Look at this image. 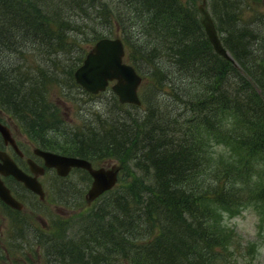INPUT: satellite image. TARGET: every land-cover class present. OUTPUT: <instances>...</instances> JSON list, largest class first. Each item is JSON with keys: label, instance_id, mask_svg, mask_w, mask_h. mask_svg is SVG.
<instances>
[{"label": "trees", "instance_id": "obj_1", "mask_svg": "<svg viewBox=\"0 0 264 264\" xmlns=\"http://www.w3.org/2000/svg\"><path fill=\"white\" fill-rule=\"evenodd\" d=\"M231 1L213 0L220 32L224 17L244 22L239 2ZM198 4L0 0V105L31 122L24 125L28 131L59 130L69 153L132 168L133 182L112 188L121 192L105 191L104 205L86 211L80 228L65 236L73 239L75 264H106L112 254L118 259L110 264H237L257 250V242L244 244L227 219L251 209L260 230L264 225V56L253 54L248 40L254 34L245 26L218 31L237 64L215 53ZM135 17L142 23H134ZM105 35L122 38L126 59L143 75L149 95L144 112L127 118L114 110L107 118L97 114L96 131L87 123L53 125L58 115L48 104L51 84L79 86L73 72L85 51L82 42ZM74 49L75 63L63 61L60 54ZM144 177L147 184H138ZM135 211L148 225L143 239ZM128 224L138 226L119 229ZM88 225L96 235L85 231ZM112 232L124 237L115 240Z\"/></svg>", "mask_w": 264, "mask_h": 264}, {"label": "flooded vegetation", "instance_id": "obj_2", "mask_svg": "<svg viewBox=\"0 0 264 264\" xmlns=\"http://www.w3.org/2000/svg\"><path fill=\"white\" fill-rule=\"evenodd\" d=\"M0 123L7 127L4 130L6 135L0 128V181L20 202V207H16L0 196V233L5 232L7 235L4 238L0 236V264H54V248L63 244L67 248L66 259H71L73 239L64 237L72 230L75 212L70 207L73 206L74 196L71 174L74 171L84 172L90 187L92 177L89 171L80 166H67L66 173L61 174L57 165L46 162L43 154L44 150L56 152L52 147L39 142L27 129H21L13 116L3 110L0 112ZM9 161H13L27 174L35 175L42 193L30 189L12 173H5ZM87 190L85 193L81 190L79 195L91 205L95 199L87 200ZM58 200H62L63 204L57 203Z\"/></svg>", "mask_w": 264, "mask_h": 264}, {"label": "rangeland", "instance_id": "obj_3", "mask_svg": "<svg viewBox=\"0 0 264 264\" xmlns=\"http://www.w3.org/2000/svg\"><path fill=\"white\" fill-rule=\"evenodd\" d=\"M199 1L200 0H196V4H198ZM206 1H207V6L209 10L212 13V16L214 20L216 21L217 19L214 14L213 0H206ZM237 1L239 2V5H238L239 8L237 10H239L240 8L242 9V11L240 10L239 15L240 17H242V20H244V22L242 21L241 22H237V21L229 22L228 18L224 17L222 18L223 20H220V25H221L222 30L221 32L219 30L218 31L221 34L225 32L226 29L228 30L229 26H233L241 30L244 28V26L247 27V29H250L249 32L254 34V38H255V39L248 40V43L250 44L249 47H251L253 51H255L253 54L264 56V0H237ZM230 3L231 4L236 3V0H232ZM134 23L140 24L142 23V19L140 17H135ZM247 35L250 36V34H247ZM112 36H119V35H112ZM80 37L83 38L82 36ZM243 40H244V37H243ZM82 45L84 46L85 50L90 48L89 47L90 43L87 45L84 42H82ZM74 52H75V49L69 54L61 53L60 56L64 57V60L63 59L61 60L65 62H69L70 64L73 65L75 63L74 58H73ZM51 85H52V90L50 91V97L48 98V100L52 101L53 103H48V104L51 105L52 107L51 110L55 111V113L58 115V118L56 120H52L51 123L53 122V125L58 126L59 128H71L73 126H82V125H85V123H87L90 128H93L94 131H96L99 129L98 119H95L97 117V114L102 116L100 117L101 119L107 118L109 115L111 116L113 112L112 110H114L115 111L114 113L118 114L120 118L121 117L127 118L128 114L132 112L137 113V114H142L147 106V104H145V101L147 100V96H149L145 88L143 89V87L141 86L139 89V95H140V98L142 99V104L138 108H135L134 105L129 104L130 106L124 105L122 109H120L117 106V104H115V102L116 103L118 102L117 97L115 96V94L113 93L109 85L104 91H101L99 93H94V94L84 92V90L80 86H72V84L70 85L68 83H63V81L60 84L54 82ZM45 108L47 109V107ZM1 110L10 113L13 116L15 122L19 124L21 129L23 128L27 129L24 125L31 123V122L23 123L19 119V117L15 116L10 110L4 108L2 105H0V112ZM31 119L34 120V118H31ZM30 132L33 133V135L36 137V139L39 140V142L42 141L46 143L47 146L52 147L53 150L56 151V149H58L60 151L67 152L68 150L66 149L67 144L62 142L63 136L61 135V132L59 130L54 132V130L49 129V130L44 131L42 135L39 133L33 132V130H30ZM50 140L56 141L58 142V144L51 143ZM94 161L98 165H111L113 163L119 164V162L116 161L115 159H109V158L105 160L97 159ZM129 169H132V168L127 167V166L124 167L122 165L120 176H119V179L116 185H119L120 183H124L125 181L133 182L134 176L131 175V172L129 171ZM81 173H84V172L74 171L71 174L72 180L74 183V186H73L74 196L72 198L73 206H70V207L74 209L75 212H74V215L72 216L73 218L72 219V230H70L66 234V236L72 235L73 232L80 227V225L82 224V218L87 215L86 211L90 210L91 208H94V206L98 204L104 205L102 204L104 202V198L105 199L108 198L104 194L98 197L97 199H95V201H93L91 205L87 204L84 198L81 197V195H79V192L81 190L83 193H85V191L89 187V185L87 184V181H88L87 175L85 173L84 174H81ZM82 178H85V179H82ZM143 181H145L144 184H147L146 181H149L148 177L147 178L144 177L142 181H138V184H141ZM121 191H122L121 188H117V189H114L111 193L121 192ZM107 194H110V193L107 192ZM112 201L113 200L111 197V200L109 203L111 207L114 206ZM57 203L63 204V201L58 200ZM109 212L110 213L113 212L112 209H110ZM130 214H133V213H130ZM106 216H109V215H106ZM134 217L136 218V220L141 221V224H142L140 227L141 229L147 228L148 225H146V222H145V215L140 213L139 218H138V212L135 211ZM116 218H122V216H118L116 214ZM132 222L133 221H131V223ZM259 222L260 221H259L258 214L255 213L251 209H245L239 215L227 219V223L230 226H233L235 228L239 236L240 235L242 236L240 238L243 240L244 244L250 241H256L257 242L256 244H258L257 250L255 251L254 254L252 255L245 254L243 258H239V263L237 264H264V225L263 227H261L262 230H260L259 226L257 225ZM138 224H130V225L133 229H135V227L138 226ZM0 236L2 238L7 237L5 232L0 233ZM138 236L141 239L145 238L144 229L138 232ZM16 243H17V240H16ZM84 244L92 246L93 249L96 247L94 245H91L92 241H91V244L90 243L88 244V240H86ZM63 245H58L54 248L56 252V259L60 261V262L55 261L54 264H64L65 262L66 263L68 262V260L66 259L67 254L65 253V251H63L64 250ZM244 252L247 253L248 249L244 250ZM85 254H86V251L84 252L83 257L85 256ZM73 257H74L73 252H71V258ZM100 257H103V253L101 254ZM249 257H252V260ZM68 259L70 260V258ZM117 259H118V256L116 254H112L111 260L106 262V264L113 263ZM247 261H251V262L246 263ZM69 264H75V263L73 262ZM98 264H104V261H101Z\"/></svg>", "mask_w": 264, "mask_h": 264}, {"label": "water", "instance_id": "obj_4", "mask_svg": "<svg viewBox=\"0 0 264 264\" xmlns=\"http://www.w3.org/2000/svg\"><path fill=\"white\" fill-rule=\"evenodd\" d=\"M200 11V22L207 31L209 38L223 53V56L233 60L230 53L221 46L217 29L212 14L210 13L206 0H201L198 4ZM124 42L120 36H101L94 45L87 51L83 62L74 69L73 76L76 83L80 84L86 91L97 93L105 90L109 80L115 79L110 88L117 93L119 100L140 102L136 87L141 80L136 70L124 60ZM3 134L6 135L7 127L0 123ZM5 130V131H4ZM46 162L50 165H57L60 173L63 165H77L86 168L92 176L91 185L87 190V200H91L103 191L111 188L117 181L119 164L100 165L93 168L91 162L74 156H61L50 151H43ZM32 164V163H31ZM5 173H12L26 186L36 192L42 193L40 183L36 181V176L29 175L19 168L13 161L7 163ZM31 168L35 171L33 166ZM0 181V196L8 203L20 207V202L15 199L6 186Z\"/></svg>", "mask_w": 264, "mask_h": 264}, {"label": "bare ground", "instance_id": "obj_5", "mask_svg": "<svg viewBox=\"0 0 264 264\" xmlns=\"http://www.w3.org/2000/svg\"><path fill=\"white\" fill-rule=\"evenodd\" d=\"M197 10H198V18H199V20H200V11H199V7L197 6ZM214 19V18H213ZM214 22H215V20H214ZM215 26H216V22H215ZM202 27H203V25H202ZM216 29H217V27H216ZM203 31H204V33H205V35H206V37H207V39L209 40V42H210V44H211V46H212V48H213V50H214V52L215 53H217L218 55H220L221 57H224L223 56V53L221 52V51H219V50H217V47L213 44V42L211 41V39L209 38V35H208V33H207V31L204 29V27H203ZM218 31V30H217ZM217 35H218V38H219V41H220V44H221V46L222 47H224L225 48V46L223 45V43H222V40H221V38H220V35H219V33L217 32ZM105 36H110V35H105ZM99 39V38H98ZM97 39V40H98ZM97 40H95L94 42H92V43H90V48L94 45V43L97 41ZM123 41V40H122ZM89 48V49H90ZM89 49H87V50H85L84 51V54H83V56H82V59L80 60V62L77 64V66L75 67V68H77L82 62H83V59H84V57H85V55H86V53H87V51L89 50ZM226 49V51L228 52V53H230L231 54V52L227 49V48H225ZM232 56V55H231ZM124 60L129 64V65H131L135 70H136V72L140 75V77H141V80H140V82L138 83V85H137V87H136V90L138 91V95H139V89H140V87L142 86L141 84L143 83V75L130 63V62H128V60L126 59V48H125V46H124ZM224 58H226V57H224ZM231 61H234L236 64H237V62H236V60L233 58V60H231ZM74 68V69H75ZM115 82V79H113V80H109V82H108V85L109 86H111L113 83ZM78 84V83H77ZM83 90H85L80 84H78ZM112 90V89H111ZM102 91H104V90H102ZM113 91V90H112ZM88 92V91H87ZM99 92H101V91H99ZM99 92H97V93H99ZM90 93V92H89ZM113 93L115 94V96L117 97V103H121L122 105H135V106H140L141 104H142V99L140 98V95H139V99H140V102L139 103H136L135 101H131V100H124V101H120L119 100V96L117 95V93L115 92V91H113ZM92 94H94V93H92ZM116 102H115V104H117ZM129 105V106H130ZM117 106H118V104H117ZM56 152H59V153H57V154H59V155H61V156H74V157H79V158H81V159H84V160H87V161H89V162H91V164H92V166H93V168H97V166H100V165H98V164H96L95 163V161H93L92 159H88V158H85V157H81V156H78V155H75V154H72V153H69V152H64V151H60V150H58V149H56ZM56 152H53V153H56ZM60 153H64V154H60ZM119 165H121V164H119ZM69 166H77V165H69ZM107 166V165H106ZM62 170L64 171V173H61V174H65L66 173V171H67V167H66V165L64 164L63 165V168H62ZM120 171H121V168L118 170V172H117V181L115 182V184L111 187V188H108L107 189V192L108 193H111L113 190H112V188L113 187H115L116 186V184H117V182H118V179H119V176H120ZM21 181V180H20ZM39 183V182H38ZM31 189V188H30ZM105 193V192H104ZM125 193V192H124ZM128 193V192H127ZM124 196V195H123ZM126 196V195H125ZM122 197V196H121ZM120 197V198H121ZM124 199H127V198H124ZM89 201V200H88ZM137 201V200H136ZM122 202V201H121ZM112 203L115 205V202L114 201H112ZM118 204V203H117ZM138 204H141V203H138ZM37 206H39V205H37ZM131 206V205H130ZM138 206V205H137ZM142 206V205H141ZM34 208H36V207H34ZM124 208V207H123ZM140 208V207H139ZM37 209V208H36ZM142 209V208H141ZM35 211H37V210H35ZM60 224V223H59ZM62 224V223H61ZM113 224V223H112ZM63 225V224H62ZM61 225V226H62ZM60 226V225H59ZM81 227H83V226H81ZM85 227H87V226H85ZM118 227V226H117ZM128 227H130V224H128V225H121V226H119V229L120 228H128ZM61 228V227H60ZM80 228V227H79ZM83 229V228H82ZM117 229V228H116ZM79 230H81V229H79ZM122 230V229H121ZM120 230V231H121ZM85 231H87V232H89V233H91V234H95L94 232V230L93 229H91V227L88 225V227L86 228V230ZM113 231V230H112ZM124 231V230H123ZM97 232H99V231H97ZM96 232V233H97ZM115 232V231H114ZM114 232H112V234L114 235V239L116 240L117 238H119V237H121V236H123V235H118V234H114ZM123 234V233H122ZM96 235V234H95ZM100 235V234H99ZM101 236V235H100ZM124 237V236H123ZM75 238V237H74ZM110 240H112L113 241V239H110ZM104 241V240H103ZM64 242H66V241H64ZM110 242V241H109ZM103 243V242H102ZM104 244V243H103ZM102 244V245H103ZM108 244V243H107ZM114 245V244H113ZM105 246V245H104ZM107 247V246H106ZM105 247V248H106ZM63 248H64V250L63 251H65V253H66V246H65V244L63 245ZM107 250H109V251H112V250H110L109 248H106ZM115 251V250H114ZM114 251H112V252H114ZM71 252H72V249H71ZM84 259H86L85 258V256H84ZM73 258H71L70 260H68V262L66 263H64V264H69V263H73ZM56 261H58V262H60L59 260H57L56 259ZM78 263L80 262L81 264H86V263H83L82 262V260H80V259H78V261H77ZM109 264V263H108Z\"/></svg>", "mask_w": 264, "mask_h": 264}]
</instances>
